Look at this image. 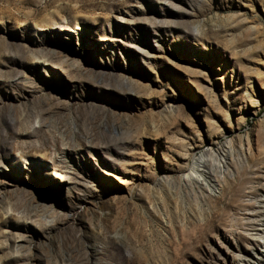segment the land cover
Instances as JSON below:
<instances>
[{
  "label": "rangeland",
  "instance_id": "1",
  "mask_svg": "<svg viewBox=\"0 0 264 264\" xmlns=\"http://www.w3.org/2000/svg\"><path fill=\"white\" fill-rule=\"evenodd\" d=\"M263 197L264 0H0V264H247Z\"/></svg>",
  "mask_w": 264,
  "mask_h": 264
},
{
  "label": "bare ground",
  "instance_id": "2",
  "mask_svg": "<svg viewBox=\"0 0 264 264\" xmlns=\"http://www.w3.org/2000/svg\"><path fill=\"white\" fill-rule=\"evenodd\" d=\"M247 150L249 152V143L247 141L246 144ZM232 147H231V143L227 142V146L225 151L231 153ZM200 155V154H199ZM206 162L205 157L203 156H199L196 161L193 162V165L190 167L189 171H187L184 176L183 179L185 181V183H189V181H194L198 184L203 185L204 187L207 186V180L203 174V166ZM226 160L223 156V154L218 158V160L215 163L216 167H220L221 165L223 166V164L225 163ZM115 178L117 179L118 182L124 183L126 184V179L125 177L119 176V175H115ZM262 200L264 201V197L262 198ZM262 230V234L260 235L259 238H261L260 240L258 239V247L257 248H253L249 250V255L248 259H247V264H257L258 263V259H262L264 258V226L261 229ZM253 236L249 235V238L252 239ZM254 239H256L255 237H253ZM247 254V253H246Z\"/></svg>",
  "mask_w": 264,
  "mask_h": 264
}]
</instances>
